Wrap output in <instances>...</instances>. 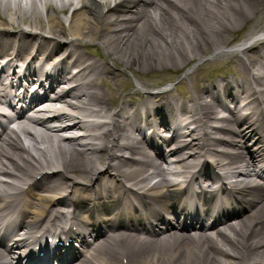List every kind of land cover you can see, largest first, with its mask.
<instances>
[{
  "label": "bare ground",
  "instance_id": "obj_1",
  "mask_svg": "<svg viewBox=\"0 0 264 264\" xmlns=\"http://www.w3.org/2000/svg\"><path fill=\"white\" fill-rule=\"evenodd\" d=\"M187 1L189 3L185 2L181 10L169 12L173 5L167 0H0L2 43L11 47L14 42V30L17 31L16 34L22 36V41L17 44L19 47L27 46L26 52L31 55L30 65L42 54L47 60L53 55L66 54L65 59L62 57L54 64L41 66L42 72L38 68V75L50 77L53 71H58L65 76L68 59L80 66L71 89L78 86L74 95H85L84 99L79 101L80 107H85L71 108L87 115V121L91 125L90 137L87 138L90 139L89 146L81 147L72 140L58 141L57 133L44 130L41 126L43 124L36 122L35 125L29 126L21 122L17 126V132H12L15 137L20 139L19 132L29 133L30 127H33L41 139L28 136L31 143H28L24 156L19 148L7 151L3 146L0 147V155L4 156V159L0 158V172L15 175V182H7L6 189L0 188V192H5L0 208L11 206L14 198L25 193V187L20 183L30 182L39 174H43V179H56L54 185L46 187L48 194L39 195L37 201L45 202L47 206H57L65 200L71 201L72 204H81L80 206L90 205L89 202L84 203L86 200L77 194L89 190L85 187L87 181L80 178H87L98 167L104 169L101 167L103 155L98 153L100 150H108L111 159L118 163L115 167L116 173L113 174L118 178L113 181L120 180L122 176L133 177L134 181L137 179L135 183L139 187L148 191L147 184L140 179L146 172V167L138 165L136 170L133 166L134 156L140 148L139 135L142 127L152 125L156 117L163 119L164 113L173 110L174 105L181 107V114L186 116V119L179 120L180 124L187 127L190 138L185 143V154L189 153L191 157L197 158L199 153H203V161H218L226 175L228 169L230 173L236 172L234 169L237 163L250 164L244 151L234 144L237 137L228 135L227 131L239 135L241 128L255 126L250 113L243 111L252 109V96L246 94L248 84L254 83L259 87L260 98L264 101V0ZM163 5L165 12L161 10ZM69 7L74 9L71 15L62 16L61 13H66ZM125 14L131 15L128 19H121ZM28 18L38 22L35 25H27L25 21ZM247 26L249 33L245 39L235 47L230 46L238 33ZM24 29L30 31L33 36L28 38L22 35L21 31ZM92 42H97L104 48V52H96L95 58L86 54L90 48L87 46ZM208 54L220 61L226 58L234 70L233 77L224 75L215 83L214 80L198 83L194 71L206 60ZM192 61H197V66L188 69L183 78L193 85V93L186 91L178 94L170 89L165 94L154 93L151 91V85L155 84L144 83V78H141L139 89L146 94L142 103L134 102L129 87H124L121 91L119 86L113 83L120 74L114 73L113 77L110 76V63L133 70L142 76L158 67L178 71ZM2 82L0 77V85H3ZM105 83L112 84L111 90L103 87ZM218 95L230 98L235 104L229 105L220 101ZM240 98L246 100L239 103ZM217 106L230 112L229 118H220L225 126V131L221 134L217 126L211 125L210 133L203 129L207 121L211 124L210 115ZM260 110L262 112V109L255 107L251 113L259 115ZM254 114L255 119H264V113L259 117ZM81 115L79 112H73L71 120L76 124ZM139 123H142V126ZM202 132L209 136L211 134L208 145L205 144ZM12 134L9 131L6 140L10 141ZM33 139L38 142L37 145L32 142ZM13 141L15 142V138ZM32 145L38 146L34 155L29 151L32 150ZM230 147H233V150H230ZM124 150L126 154L120 152ZM226 153L233 161H230V158L224 159ZM76 154H80L84 163L77 160ZM241 170L248 171L246 167ZM68 176L74 179L65 180ZM92 177L93 175L90 179ZM33 192L34 188L31 187L26 190L22 207H28L32 203L29 197ZM173 194L174 191L169 189L167 194L160 193L157 198L162 201ZM254 222L253 219L243 225L251 227ZM255 232L256 229L247 242H243V239L239 238L241 236H238L239 239L227 238L232 250L225 251L229 250V256L236 261H228V264L264 262V251L254 250L256 243L251 242ZM149 246L152 248H149L143 257L138 258L136 264H141V259L144 264H170L168 249L152 243ZM224 246H210L201 250V245H198L197 250L176 251V264H196L201 253L204 264H227L215 252H211L217 249L223 252ZM0 256L4 258L2 251ZM0 264H10V259L4 258Z\"/></svg>",
  "mask_w": 264,
  "mask_h": 264
},
{
  "label": "rangeland",
  "instance_id": "obj_2",
  "mask_svg": "<svg viewBox=\"0 0 264 264\" xmlns=\"http://www.w3.org/2000/svg\"><path fill=\"white\" fill-rule=\"evenodd\" d=\"M99 1V0H98ZM70 11H72V9H70ZM69 14V13H68ZM215 66L217 65H222L220 63H215L214 64ZM116 71H119V69H115ZM215 70H212L211 66L208 64V65H205L201 68L200 72L201 73H207V74H210V73H213ZM126 77L128 80H130L131 82H134L135 81V78L133 76V74L130 72V71H126ZM171 75V72H165L163 70H157V71H154L152 73H149V79L150 80H157V81H163V80H166L170 77ZM172 76V75H171ZM174 77V76H172ZM174 79V78H173ZM183 84H180V85H176L177 87L181 88Z\"/></svg>",
  "mask_w": 264,
  "mask_h": 264
}]
</instances>
